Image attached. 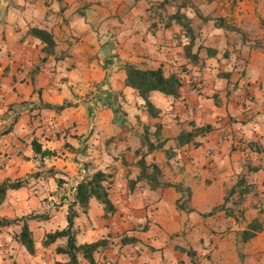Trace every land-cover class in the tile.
<instances>
[{
  "label": "crops",
  "instance_id": "crops-1",
  "mask_svg": "<svg viewBox=\"0 0 264 264\" xmlns=\"http://www.w3.org/2000/svg\"><path fill=\"white\" fill-rule=\"evenodd\" d=\"M188 1L0 0V183L24 180L5 191L0 219L50 208L47 219L26 220L33 254L13 237L20 221L0 226V264L67 261L55 251L65 238L47 246L41 238L66 226L74 186L96 170L109 174L114 211L103 216L93 197L84 212L75 205L74 240L108 242L92 253L93 263L78 253L76 264H264V0H206L208 10ZM213 11L232 16L235 27L214 25ZM176 12L190 20L195 65L186 63L187 37L170 17ZM95 22L103 32L92 29ZM30 27L53 36L54 51L42 61V43L27 33ZM124 63L179 74L180 96L151 92L159 113L148 117L123 85ZM184 64L187 73L180 71ZM195 70L199 94L187 83ZM40 102L70 105L55 112ZM149 121V128L160 125L163 141L152 151L140 141ZM191 123L215 128L175 148L176 134ZM31 139L54 155L38 160ZM140 156L159 168V186L137 179ZM161 184L189 188L185 205L195 211L177 208L184 194ZM208 208H215L210 217L198 216L196 209ZM253 218L260 230L242 241Z\"/></svg>",
  "mask_w": 264,
  "mask_h": 264
},
{
  "label": "trees",
  "instance_id": "trees-1",
  "mask_svg": "<svg viewBox=\"0 0 264 264\" xmlns=\"http://www.w3.org/2000/svg\"><path fill=\"white\" fill-rule=\"evenodd\" d=\"M174 19L180 26L183 28L184 33L187 37V43L182 46L184 57L186 58V63L195 65L197 63V54L192 52L194 41V34L192 28L190 27L189 18L185 17L183 14L173 13L170 16ZM27 33L31 36L37 38L42 46L40 48L44 59L45 56L52 54L54 51L55 42L53 36L50 32L45 29L30 27L27 30ZM201 47V45H199ZM193 67V66H192ZM122 70L124 72L123 85L133 89L135 94L141 99L142 104L141 108L146 112V115L150 118L156 117L159 113V109L154 107L149 100V95L153 91H157L163 95L171 96L177 98L180 96V90L183 85L182 78L177 73H169L165 75L160 67L156 68H141L130 63H124L122 65ZM190 70L187 66L182 65L181 72L187 73ZM34 71V69H33ZM187 83L189 84V90L195 93H198L203 87V82L201 75L197 70L195 74H191L188 78ZM246 99H249L248 97ZM214 103L217 104L215 98H213ZM70 104L65 102L60 105H49L47 103H39L41 108L53 109L55 112L62 110L65 107H68ZM149 124L142 125V132L140 134L141 145L145 146L147 151H152L154 149H159L163 145V141H160V125L158 123L154 124L153 131H150ZM215 127L206 123L200 126H195L190 124L189 129L179 130L174 138V147L178 148L190 142H194L196 137L202 136L209 131L213 130ZM154 137L155 142H151L150 139ZM195 143V142H194ZM30 147L35 157L38 160H42L45 156L54 155L53 151L48 149H41L40 144L34 140H30ZM167 156L170 155L171 148L165 150ZM136 166L139 169V174L137 179H145L151 188L157 187L160 184L157 182L156 178L160 174V170L154 163L146 164L142 156H140L135 161ZM109 174L96 170L90 174L83 176L74 186L73 191V200L68 205L67 213L65 216L66 226L61 229H56L52 232L44 233L41 238V245L47 246L53 243L56 239L65 238V243L63 246H57L55 251L57 253H64L67 255L68 260L65 262H55V264H76L77 259L76 255L79 253L81 256L86 259L89 263H93L92 253L100 248H104L107 244V240L104 238L97 239L90 243L75 244L74 240V229L73 219L77 215V212L74 210V206L78 205L81 211H85L88 206V201L93 197L98 203L102 205L104 214L106 217L108 213L114 211L112 204L107 195V182ZM240 181V179H239ZM24 183V180H14V181H3L0 183V204L4 199L5 191L7 189H17L21 187ZM132 182L129 183V186ZM164 186H172L177 191L184 194V199L181 202H177V208L186 209L185 202L189 196V188L181 187L180 184H161ZM232 191V189L227 191V195ZM226 199V196L224 200ZM27 219H47V214H31L25 218H13V219H0V226L8 225L11 223H17V221L22 220L20 225V230L17 234H14L13 237L17 243H19L28 254L34 253L33 239L30 230L27 227ZM260 230V223L257 218L251 219L244 230L240 232V238L242 241H246L253 237L257 231ZM133 238H121V242L131 241Z\"/></svg>",
  "mask_w": 264,
  "mask_h": 264
},
{
  "label": "rangeland",
  "instance_id": "rangeland-1",
  "mask_svg": "<svg viewBox=\"0 0 264 264\" xmlns=\"http://www.w3.org/2000/svg\"><path fill=\"white\" fill-rule=\"evenodd\" d=\"M197 3V4H200V5H202V7L205 9V10H208L209 9V7L207 6V2H206V0H189L187 3ZM207 6V7H206ZM204 12H208V11H204ZM214 12V11H213ZM211 12H209L208 14H210ZM215 13V12H214ZM219 16V17H214V25H218V26H225V27H232V26H234L233 24H236L234 21H233V17L232 16H228L227 14H225V12H216L215 13V16ZM207 16H209V15H207ZM206 17V16H205ZM203 21H205V19H203ZM92 25H93V27H92V29L94 30V31H100V32H103L102 31V29L101 28H99V26H98V24H96V22H95V24H93L92 23ZM202 26H203V24H202ZM200 27V26H199ZM235 27V26H234ZM194 30V29H193ZM199 37V36H198ZM199 42V39L196 41V44H199L198 43ZM201 44V43H200ZM203 46V45H202ZM193 73V72H192ZM194 74H195V71H194ZM200 92H198L197 94H199ZM213 95H211V97H212ZM214 98H215V96H213ZM213 102H214V100H213ZM120 113L121 114H126L124 111H120ZM231 118H233V117H230V119ZM148 124H150V121H149V123ZM151 125V124H150ZM151 130H153V127L152 128H150V131ZM141 131H142V128H141ZM142 153V152H141ZM175 205H177V203L175 204ZM185 205V204H184ZM187 205H185V207H186ZM216 208V207H215ZM215 208H213V209H207V210H205V211H200V210H197L196 209V212H197V214H199L198 216L199 217H210L211 216V214H213L214 213V211H215ZM50 208L49 207H47L46 206V204H41V205H37V208L34 210V214H39V213H45V212H47L48 210H49ZM186 209H188V207H186ZM181 210H183V209H181ZM184 211H185V209H184ZM188 211H191V213H192V211H195V210H191L190 208H189V210H187V212ZM195 213V212H194ZM196 216V215H195ZM24 218V217H23ZM19 219H21V218H19ZM42 220H44V219H40V220H38V221H42ZM21 223H22V220H19ZM188 227H189V225L186 223L185 224V231L186 230H188ZM238 249H236L235 250V253L237 252L238 253V251H237ZM242 257H241V255L239 254V260L241 261L242 259H241ZM239 264H242V263H239Z\"/></svg>",
  "mask_w": 264,
  "mask_h": 264
}]
</instances>
